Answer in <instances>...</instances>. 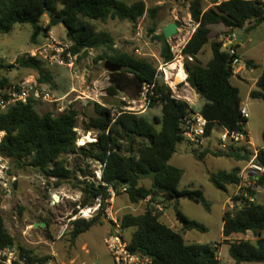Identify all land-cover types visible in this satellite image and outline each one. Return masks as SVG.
<instances>
[{"label":"trees","instance_id":"16d2710c","mask_svg":"<svg viewBox=\"0 0 264 264\" xmlns=\"http://www.w3.org/2000/svg\"><path fill=\"white\" fill-rule=\"evenodd\" d=\"M48 11L54 16L65 18L67 39L72 43L71 51L83 59L85 51L103 49L96 58V63L111 62L121 66L122 72L133 75L137 81L148 86V103L151 108L159 105L162 112L159 117L149 120L144 114L120 109L115 111L98 102H89L94 107V114L88 116L83 129L95 132L97 141L81 147L78 127L80 110L76 105L69 106L65 112L40 113L38 101L12 105L6 112L0 113V130L6 131L3 152L10 160L12 169L31 167L47 178L68 181L76 177L71 171L65 156L83 154L104 165L102 181L93 178L87 170H81L86 178L82 191L86 195L82 206L94 205L102 199L101 212L91 220H78L74 223V239L90 231L97 224L104 222V214L109 206L110 188L116 196L122 189L133 205L148 202L143 214H125L121 219L124 231L133 229L130 249L135 253L148 255L153 264H222L217 259L211 244H188L184 233L191 230L206 232L207 228L197 221L189 219L177 206V220L183 226V233L173 230L162 221L163 212L156 208L155 202L164 199L176 202L178 197L190 198L203 205L210 212L211 204L200 189L180 190L183 179L182 169L171 165L177 153L182 136V120L192 113H200L207 121V131L212 135L217 125L230 131H243L248 122L241 114L242 98L240 89L232 84L233 72L230 71L232 55L221 40H212V27L224 26L231 35L238 29L250 31L259 24H264V1L262 0H225L214 2L210 8L204 7V0H191L190 15L198 27L184 46L182 53L186 57L184 69L186 82L196 91L204 105L200 110L187 99L179 98L172 87L165 81L158 67L149 60L116 49L115 39L109 32L99 31L95 21H129L136 24L147 13L151 19H157L159 8L148 9L145 2L128 3L127 0H0V35L10 33L16 24H30L34 29L33 42L46 31H51L49 23L46 30L43 20ZM247 25H250L248 28ZM156 24L153 31H156ZM220 38V36H219ZM161 42V58L164 64L174 63L175 54L164 34L156 38ZM210 45L213 57L203 65L199 56ZM235 56L238 57L237 51ZM192 60H191V59ZM248 66L254 64L249 61ZM17 65L35 70L40 84L57 88L48 64L41 58L30 57L18 60ZM15 65L0 64V84H9L1 76V68L13 69ZM114 77L116 75L114 74ZM107 92L117 96L118 85H111ZM250 96L264 101V70L256 83V89ZM133 137L134 143L130 142ZM200 161L206 156H222L238 161L249 162L250 152L233 150L231 152L193 151ZM258 162L264 166L263 147L258 150ZM242 168L233 171H220L213 174L211 181L217 189L226 191L229 186L236 187L241 182ZM156 173L151 185L143 184L141 174ZM15 183V182H14ZM264 189V174L258 181ZM1 201V200H0ZM253 232L256 241L240 240L228 244L235 235ZM264 204L244 203L223 215L224 242L229 245V255L235 264H264ZM17 248L20 258H27L28 264H48L49 257H38L34 251L17 243L6 226L0 208V264H7V257L2 255L7 249ZM14 264H19L14 262Z\"/></svg>","mask_w":264,"mask_h":264},{"label":"rangeland","instance_id":"374dc122","mask_svg":"<svg viewBox=\"0 0 264 264\" xmlns=\"http://www.w3.org/2000/svg\"><path fill=\"white\" fill-rule=\"evenodd\" d=\"M138 1L145 2L148 9L159 8L157 19H151L147 13L136 24L121 20L95 21L94 24L99 31L112 34L117 50L154 63L179 98L195 102L194 91L190 85H186L185 80L175 85L167 80L164 70L167 65L164 64L161 58L162 44L156 39L157 36L163 33L164 27L172 23L178 24L179 33L173 36L169 43L175 54L174 63L181 61L185 72L184 62L186 57L183 55L182 50L195 29L189 11L191 0H127L130 4ZM215 1L204 0V7L207 9L212 7ZM49 23V18L45 16L43 26ZM155 24L157 26L156 31H153ZM212 29V40H221L225 48L236 50L238 58L242 60L240 65L246 64L247 71L253 69L248 66L247 62L251 61L256 66L253 75L246 71L240 72V76L246 79L248 83L237 77L231 78L232 83L239 87L241 91L242 106L248 110L246 130L252 140V145L234 143L228 149H221L217 140L221 130L220 126L217 125L213 140L203 152L208 150L213 153L231 152L236 149L246 153L247 150L253 157L254 151H258L263 147L264 101L249 96V87L253 82V76L260 77L264 70V24H259L250 31L245 29L235 30L234 33L237 34V37H232L230 41L225 39L228 36L226 34L229 29L224 26H213ZM51 31L58 40L68 41L65 25L52 26ZM33 33L32 25L16 24L10 33L0 35V64L17 66L13 69L1 68V76L7 78L10 83L24 77H39L37 71L17 65L19 59L25 58L36 47L46 43V32L35 42H33ZM245 36L249 37L246 41L243 40ZM85 52H87V56L83 59L78 58L75 61L73 70L66 67L46 66L57 84V88H52L46 84L49 90L57 98L70 93L68 100H72V105H76L81 112L77 129L79 135L78 147L97 141L95 132H86L83 129L84 123L88 121V116L94 114V107L89 102H98L115 111L123 109L142 113L149 120L161 115V106L157 105L153 108L149 106L148 86L141 85L129 73L122 72L116 77H112L105 69V62L96 63L95 61L103 53V49ZM211 53V46L207 45L202 56L204 63H206L207 55ZM237 70L239 72V67ZM88 78H90L89 82ZM113 80L119 88L117 96H111L107 92V89L114 85ZM177 85L185 86V90L179 92ZM195 107L198 108L199 105L195 104ZM36 108L42 114L50 111L56 112L57 104L40 102ZM86 136L92 137L93 141L87 142ZM130 138L131 143H134L133 137ZM194 150L190 143L183 141L179 144L177 153L171 160V165L182 169L184 172L179 189L202 190L205 198L211 204V211L208 212L203 205L187 197L181 198L179 202L176 201L175 203L158 199L155 205H162L164 209L162 221L177 232L183 233V226L176 216L177 206L189 219L204 225L207 228L206 232L199 230L185 232L186 242L188 244H220L222 246L221 263L235 264L229 255L228 244L247 239L255 242L256 238L252 233L248 235L240 234L235 235L228 244L224 242L223 215L225 211L232 210L228 200L234 195L236 187L229 186L226 191L217 189L212 183L211 177L220 171L230 172L238 167L244 168L248 162L229 157H218L212 154L207 155L204 161H200L194 155ZM64 159L68 168L76 173V177L68 181L47 178L31 167H25L24 169L13 167L11 191L0 194V208L7 229L14 236L17 243L34 251L38 257L51 258L54 264H114L112 256L104 243V238L113 232L115 227L109 217L106 216V213L102 224H97L77 239H74L72 235L75 222L70 221L77 214L79 206L85 207L82 206L86 198L82 191L85 185L82 183L86 181V178L81 170H87L91 173V176H95L94 179L89 177L88 180L98 181L97 172L100 171L101 165L97 161L86 159L83 154L65 156ZM143 184L150 186L151 180L147 179ZM56 195L59 196V200H55ZM257 202L264 204V191L257 194ZM147 204L146 201L137 205L131 204L128 195L122 191L120 196L115 197L111 206L113 207L114 216L121 219L128 213L143 214ZM42 223H46V227H35V224ZM133 231V229L123 231L124 237L130 241Z\"/></svg>","mask_w":264,"mask_h":264},{"label":"built area","instance_id":"2783aa9c","mask_svg":"<svg viewBox=\"0 0 264 264\" xmlns=\"http://www.w3.org/2000/svg\"><path fill=\"white\" fill-rule=\"evenodd\" d=\"M194 32L198 25L195 24ZM48 25L43 26L46 30ZM46 43L39 45L29 53L30 57L43 59L48 66L66 67L73 70L75 67V61L78 59L77 55H74L71 51L72 43L69 41L58 40L52 31H46ZM237 37L236 33L226 36V40L230 41L231 38ZM233 61L231 59V69L233 75L238 73V65L242 63V60L235 56L236 50H230ZM191 59V58H190ZM192 60V59H191ZM68 96L57 98L49 90L46 84H40L34 76L24 77L9 84H0V113L6 112L12 105L17 103H28L30 100H35L47 104H57L56 113H63L66 109L72 105L73 101L68 100ZM241 114L245 119H248V110L242 106ZM220 126V125H219ZM208 121L198 112L192 113L186 116L182 120V136L185 141L190 143L195 150L203 152L213 140L214 132L212 135L207 131ZM220 134L218 135L219 147L223 150L228 149L231 144L245 143L252 145V140L247 133L246 129L243 131H230L227 128L220 126ZM6 136V131L0 130V194L9 193L12 185V165L10 160L5 156L3 152V141ZM258 151H254L252 159L241 171V182L236 186V191L232 197L229 198L228 203L232 209L237 206H242L245 202L256 203L257 194L264 189L258 184L259 179L264 174V166L261 165L258 160ZM100 171L97 172V180L102 181L104 165L100 163ZM123 192L126 188L122 189ZM110 198L108 199L109 206L106 209V216L109 217L113 223L115 229L104 238V243L108 248L114 264H153V259L141 253H135L130 249V241L124 237L122 223L120 219H117L113 214V207L116 192L113 188H110ZM149 197L146 202H150ZM156 208L163 212L162 205L157 204ZM102 209V199L98 198L96 203L91 206L78 207V212L73 216L70 221L78 220H91L97 216ZM253 232L248 231V235ZM254 235V234H253ZM248 240V239H247ZM214 249L217 254V259L221 261L222 258V246L220 244H214ZM3 256H6L7 264H28L27 258H20L17 248H10L2 252ZM38 264V263H35ZM48 264H54L51 260Z\"/></svg>","mask_w":264,"mask_h":264},{"label":"water","instance_id":"95a60500","mask_svg":"<svg viewBox=\"0 0 264 264\" xmlns=\"http://www.w3.org/2000/svg\"><path fill=\"white\" fill-rule=\"evenodd\" d=\"M46 16L49 18L51 26H57L59 24H62V25L65 24V18L59 17V16H54L52 11H48ZM178 33H179V26L176 23H172V24L163 28V34H164L167 41H169L173 36L177 35ZM243 40L246 41L247 36H245ZM86 56H87V52L84 53L83 57H86ZM232 61H233V58H232ZM105 69L112 75V77H114V74L118 75V74L122 73V70H123V68L121 66L114 65L108 61L105 63ZM230 71H232L231 66H230ZM113 83H114V80H113ZM177 90L179 92H183L185 90V86H177ZM130 142H131V138H130ZM141 177L145 180L149 179L151 181H154L155 177H156V173L153 172V173H149V174H141ZM180 199H181V197H178L177 202H179ZM46 225H47L46 223L35 224V227L36 228H38L40 226L46 227Z\"/></svg>","mask_w":264,"mask_h":264},{"label":"crops","instance_id":"0c3cea01","mask_svg":"<svg viewBox=\"0 0 264 264\" xmlns=\"http://www.w3.org/2000/svg\"><path fill=\"white\" fill-rule=\"evenodd\" d=\"M213 30V29H212ZM249 39V37H247V40ZM205 49H206V47L204 48V50H203V52L201 53V55L199 56V59H200V61L203 63V65H206V64H208L209 63V61L212 59V57H213V54L211 53V54H209V55H207V60H206V63H204V61L202 60V56H203V54H204V52H205ZM246 64H244L243 66L242 65H240L239 66V72L236 74V75H233V77H237V78H239L241 81H243V82H245V83H248V81L246 80V79H244L243 77H241L240 76V72H242V71H246V72H249V74H252L253 75V72H254V69L256 68V66H255V64H254V66H253V69H251L250 71H247V69H246ZM185 74H186V72H185ZM261 76V75H260ZM187 74H186V80H187ZM258 79H259V77H254L253 76V82H252V84L250 85V87H249V96H250V94H251V92H252V90H254V89H256V83H257V81H258ZM185 80V81H186ZM90 81V78H88V82ZM233 84V83H232ZM186 85H189V84H187L186 83ZM234 85V84H233ZM235 86V85H234ZM237 87V86H236ZM239 88V87H238ZM192 90L194 91V99H195V102H191L194 106H195V104L196 105H199V107L198 108H196L195 107V109L196 110H200L201 108H202V106L204 105V102L200 99V97H199V95L196 93V91L192 88ZM240 94H241V91H240ZM68 95H70V93L69 94H66V95H64V96H68ZM63 96V97H64ZM69 98V97H68ZM245 129H246V126H245ZM247 131V130H246ZM171 163V162H170ZM243 169V168H242Z\"/></svg>","mask_w":264,"mask_h":264},{"label":"bare ground","instance_id":"6f19581e","mask_svg":"<svg viewBox=\"0 0 264 264\" xmlns=\"http://www.w3.org/2000/svg\"><path fill=\"white\" fill-rule=\"evenodd\" d=\"M165 73H166V76H167V80L172 84V85H175L177 84L178 82L180 81H184L186 80V74L183 70V66H182V63L181 61L180 62H176V63H172V64H169L167 65L165 68ZM178 86V85H177ZM176 88V87H175ZM90 139V140H89ZM86 141H93V138L92 137H87L86 136ZM66 190V189H65ZM64 192V191H63ZM59 200V196L56 195L55 196V200Z\"/></svg>","mask_w":264,"mask_h":264}]
</instances>
